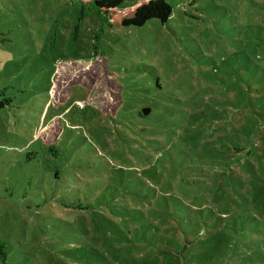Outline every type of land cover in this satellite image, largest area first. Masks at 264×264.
<instances>
[{
    "label": "rangeland",
    "instance_id": "1",
    "mask_svg": "<svg viewBox=\"0 0 264 264\" xmlns=\"http://www.w3.org/2000/svg\"><path fill=\"white\" fill-rule=\"evenodd\" d=\"M166 2L112 28L93 2L0 0V264H264V0ZM95 55L117 114L80 87L52 108L60 64Z\"/></svg>",
    "mask_w": 264,
    "mask_h": 264
},
{
    "label": "trees",
    "instance_id": "2",
    "mask_svg": "<svg viewBox=\"0 0 264 264\" xmlns=\"http://www.w3.org/2000/svg\"><path fill=\"white\" fill-rule=\"evenodd\" d=\"M83 4L94 3L97 13L101 14L109 27H141L151 20L165 24L172 14L166 0H137L133 5L121 8L125 0H70ZM160 84L157 82V86ZM80 87L87 91L85 103L110 118L114 117L123 105L122 87L116 82L107 68V59L95 55L87 62L74 59L63 61L57 68L50 90V106L55 108L70 97L72 88ZM155 105V104H154ZM145 109V108H142ZM139 117L145 116L141 111ZM147 115V114H146ZM61 119L53 118L39 133L41 145L55 153V143L61 132ZM142 144V143H140ZM80 206V205H78ZM75 208V206H73ZM0 257L5 258L2 245Z\"/></svg>",
    "mask_w": 264,
    "mask_h": 264
},
{
    "label": "water",
    "instance_id": "3",
    "mask_svg": "<svg viewBox=\"0 0 264 264\" xmlns=\"http://www.w3.org/2000/svg\"><path fill=\"white\" fill-rule=\"evenodd\" d=\"M144 115H146L147 113H149V109L145 108V109H142L141 111Z\"/></svg>",
    "mask_w": 264,
    "mask_h": 264
}]
</instances>
